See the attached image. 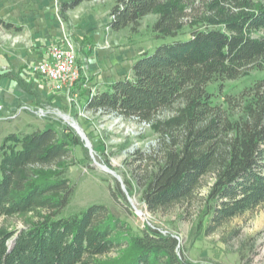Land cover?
Returning <instances> with one entry per match:
<instances>
[{
    "label": "trees",
    "instance_id": "16d2710c",
    "mask_svg": "<svg viewBox=\"0 0 264 264\" xmlns=\"http://www.w3.org/2000/svg\"><path fill=\"white\" fill-rule=\"evenodd\" d=\"M82 1L90 0H57L60 19L67 22L66 13ZM162 1L114 0L108 29L136 31L159 8L151 28L162 41L137 55L129 75L97 89L83 108L154 122L168 135L159 154L146 155L134 170L133 182L123 180L126 191L137 188L152 212L197 200V227L211 234L264 204V75L224 93L220 102L209 91L211 84L221 92L226 80L264 71V0H212V15L192 25L187 38L179 37L187 15L183 4L193 0H170L169 7ZM0 24L20 29L1 18ZM82 73L72 93L85 84ZM1 77L22 81L11 69L0 70ZM174 106L170 118L155 119ZM78 140L55 126L3 138L0 218L20 215L26 221L15 230L0 227V264H208L188 260L169 233L147 225L132 231L102 203L64 213L74 187L63 160ZM114 251L116 258L100 260Z\"/></svg>",
    "mask_w": 264,
    "mask_h": 264
},
{
    "label": "rangeland",
    "instance_id": "374dc122",
    "mask_svg": "<svg viewBox=\"0 0 264 264\" xmlns=\"http://www.w3.org/2000/svg\"><path fill=\"white\" fill-rule=\"evenodd\" d=\"M113 2L114 0L85 1L66 13L70 20V24L67 25V33L71 36L76 61L81 71L84 69L82 65L94 58L90 55V51H98L100 46L106 45V40L110 44L107 49L116 58L118 54L122 53L123 58L115 61L114 64L108 62L106 67L102 66L101 71L106 76L101 77H107L110 82L117 77H124V74L125 76L129 75L134 58L143 51L152 50L162 41L156 39L155 32L151 28L160 11L157 8L141 19L140 26L136 31L125 28L112 32L110 29L106 30L104 24H95L92 33L96 35V40L91 37L92 40L87 41L90 50L84 51L81 46V33L85 30L86 23L81 20L86 16V9L91 12L92 18H95V14L107 13ZM169 2L170 0H163L162 7H169ZM211 2L212 0H193L192 3L183 4L187 15L183 19V34L179 36L180 38H187L192 25L205 22L206 18L212 15L213 10L208 8ZM11 6L13 7L12 3L6 1L2 5L0 3V13L1 11L9 13L12 10ZM228 8L231 11L237 10L233 6ZM90 20L93 21L92 23L94 21L97 23V20ZM24 28L27 30L26 27ZM95 30L97 31L95 32ZM26 39L28 38L24 30L20 32L8 31L0 25V49H6L5 53H8L7 49L24 47ZM1 51L3 52V50ZM263 75L264 71L251 70L245 76L235 80H226L221 92L217 89L216 84H211L209 91L213 94L214 99L220 102L224 93H236ZM98 79L97 74L91 75L85 69L82 73V80H85V84L75 92H71L69 98L62 93L51 94L47 97L35 89L32 93L27 91L29 96H26L24 101L42 107L47 112L45 115L39 116L33 112L22 111L14 119L0 120V157L1 145L6 135L13 132L31 133L35 130L55 126L60 133H69L79 139L71 145V158L63 160V163L68 164L65 171L66 176L74 187V192L64 213L77 212L92 203H102L114 218L124 221L132 231H138L139 228L147 225L176 235L179 240L180 253L194 263L264 264V204L230 219L213 233L205 234L197 227V200L190 204H175L166 210L152 212L146 208L137 188L131 195H128L126 191L128 199L125 198V192L121 194L120 190H126L123 180H129L132 183L134 170L139 169L138 165L142 166L146 155L159 154L160 147L165 143L162 136L166 139L168 135L162 133L159 127L153 124L154 122H151L150 125H143L134 119L122 120L116 116L87 112L83 105L89 96L90 89L93 87L99 90L103 89V84L98 82ZM17 103H7L5 106L7 113L5 114H9L10 109L16 107ZM174 113L175 106L174 108L161 109L156 113L155 119L166 120ZM62 115H68L74 121V125H78L83 130L90 142V148L85 145L74 125L63 119ZM96 162L107 166L113 174L100 168ZM54 168L56 167H51V169ZM204 193L205 189H201L199 195ZM25 221L26 216H2L0 227L15 230L23 227ZM118 252H111L101 257L100 260L110 261L118 256Z\"/></svg>",
    "mask_w": 264,
    "mask_h": 264
},
{
    "label": "crops",
    "instance_id": "0c3cea01",
    "mask_svg": "<svg viewBox=\"0 0 264 264\" xmlns=\"http://www.w3.org/2000/svg\"><path fill=\"white\" fill-rule=\"evenodd\" d=\"M5 1L12 3L13 7H10L12 8V12L10 11L11 13H8L7 11H1L0 18L20 27V29H6L1 24L0 25L8 31L20 32L24 30L28 39H26L24 47L7 49L8 53H5L6 49H0V70L11 69L16 73V77L22 80L21 82H18L14 79L11 80L9 77H1L0 100L5 106L10 102L24 101L26 96H29L26 90L28 87L39 91L42 95L47 97L51 94L59 95L60 93L54 92L48 83H46L41 77L32 73L30 66L31 64L46 58L48 56V50L52 45H65L68 41L73 44L70 34L67 33V25L70 24V20L63 22L60 19L58 15L57 0H1V5ZM83 2L85 1H82L79 5ZM69 11L67 13H69ZM85 13L86 16L82 17L81 20L83 23H86L85 30L81 33V46L84 51H89L90 46L87 44V41H91V37L96 40V35L92 33L95 24H104L106 30L109 31L106 27L108 16L106 12H102L100 15L95 14V18H92L91 12L88 9H86ZM7 17L10 20H7ZM90 19L97 20V23H95V21L92 23L93 21ZM24 27H26L27 30H25ZM96 31L97 30H95V32ZM105 42L106 45L100 46L98 51L91 50L90 55L92 57L94 56V58L89 59L88 63L82 65L84 71L86 69L91 75L97 74L99 77L98 82L103 84V88L110 81L107 77L102 78L103 76H106L103 75L104 73L101 71L102 66L106 67L109 63L114 64L115 61L123 58L122 53L118 54L117 58L113 53H110L109 49H107L110 44L107 40ZM1 50H3V52ZM117 79L119 78L117 77L113 80Z\"/></svg>",
    "mask_w": 264,
    "mask_h": 264
},
{
    "label": "built area",
    "instance_id": "2783aa9c",
    "mask_svg": "<svg viewBox=\"0 0 264 264\" xmlns=\"http://www.w3.org/2000/svg\"><path fill=\"white\" fill-rule=\"evenodd\" d=\"M30 70L32 73L41 77L46 83H48L54 92L62 93L68 98L71 93V88L74 82L80 76L81 72L76 61L74 45L69 41L65 45H52L48 50V56L36 63L31 64ZM96 90L97 89L95 87L91 88L88 97L93 95ZM10 110L11 112L9 114H5L7 113L6 107L0 100V120L14 119L17 117V114L22 111L33 112L39 116H43L47 112L44 110V108L34 106L31 103L25 101H19L16 107L11 108ZM95 113L101 114L102 112L100 109H98ZM132 119L137 120L135 117ZM137 121L143 125H150V122L148 121ZM158 230L163 234L168 233L167 231L161 229ZM171 235L178 239L176 235Z\"/></svg>",
    "mask_w": 264,
    "mask_h": 264
},
{
    "label": "water",
    "instance_id": "95a60500",
    "mask_svg": "<svg viewBox=\"0 0 264 264\" xmlns=\"http://www.w3.org/2000/svg\"><path fill=\"white\" fill-rule=\"evenodd\" d=\"M74 127H75L76 131L78 132L79 136L81 137V139L84 140L85 145H86L88 148H90V142H89L88 138L86 137L85 133L83 132V130L80 129V128L78 127V125H76V124L74 125ZM96 164L99 165L100 168H102L103 170H105V171H107V172L113 174L112 170L109 169V168H107V166H105V165H101V164H98L97 162H96ZM114 176H115V175H114ZM123 190H124V188H123ZM124 192H125V194H126V190H124ZM126 198L128 199V195H127V194H126Z\"/></svg>",
    "mask_w": 264,
    "mask_h": 264
},
{
    "label": "bare ground",
    "instance_id": "6f19581e",
    "mask_svg": "<svg viewBox=\"0 0 264 264\" xmlns=\"http://www.w3.org/2000/svg\"><path fill=\"white\" fill-rule=\"evenodd\" d=\"M63 119H65L67 122H69L70 124L74 125V121L68 117V115H62ZM108 168V167H107Z\"/></svg>",
    "mask_w": 264,
    "mask_h": 264
}]
</instances>
